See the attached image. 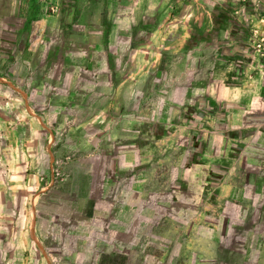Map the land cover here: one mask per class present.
Masks as SVG:
<instances>
[{
    "label": "rangeland",
    "instance_id": "1",
    "mask_svg": "<svg viewBox=\"0 0 264 264\" xmlns=\"http://www.w3.org/2000/svg\"><path fill=\"white\" fill-rule=\"evenodd\" d=\"M243 205L264 0H0V264H264Z\"/></svg>",
    "mask_w": 264,
    "mask_h": 264
},
{
    "label": "crops",
    "instance_id": "2",
    "mask_svg": "<svg viewBox=\"0 0 264 264\" xmlns=\"http://www.w3.org/2000/svg\"><path fill=\"white\" fill-rule=\"evenodd\" d=\"M19 126L16 125L15 127H7L6 132L16 131ZM226 177V176H225ZM225 177L223 179H225ZM223 181V185H221L219 190V196L224 201L227 199H231L236 194V190L232 187L231 183H225ZM229 182V181H228ZM228 186L230 190L228 189ZM243 210H246V213L251 214L250 219L247 221L246 218L243 220H238V222H232L228 224L230 229H234L237 231H246V229L251 230L252 240L247 243L240 240L239 245V252L242 253L245 257L249 260H254L255 262H264V225H262V220H264V206L257 207V206H244L243 209H240V213ZM29 214H32V207L28 211ZM250 216V215H249ZM35 220V216L31 215V220Z\"/></svg>",
    "mask_w": 264,
    "mask_h": 264
},
{
    "label": "trees",
    "instance_id": "3",
    "mask_svg": "<svg viewBox=\"0 0 264 264\" xmlns=\"http://www.w3.org/2000/svg\"><path fill=\"white\" fill-rule=\"evenodd\" d=\"M229 14H230V11L229 9H223V8H219L215 11H212L211 15L214 19V24L217 26L220 24L222 25L226 20L229 21ZM240 30V28H237V31ZM241 31H243V34L245 35V30L244 29H241ZM196 36V32H191V36L189 38V41L191 40L192 42L194 41V37ZM240 48V47H239Z\"/></svg>",
    "mask_w": 264,
    "mask_h": 264
}]
</instances>
